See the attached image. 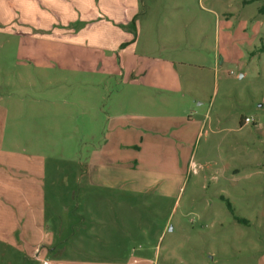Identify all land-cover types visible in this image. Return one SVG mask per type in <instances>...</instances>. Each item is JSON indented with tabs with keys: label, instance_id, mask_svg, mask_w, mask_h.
Wrapping results in <instances>:
<instances>
[{
	"label": "rangeland",
	"instance_id": "rangeland-1",
	"mask_svg": "<svg viewBox=\"0 0 264 264\" xmlns=\"http://www.w3.org/2000/svg\"><path fill=\"white\" fill-rule=\"evenodd\" d=\"M263 47L264 0H0V145L79 264H264Z\"/></svg>",
	"mask_w": 264,
	"mask_h": 264
},
{
	"label": "crops",
	"instance_id": "crops-1",
	"mask_svg": "<svg viewBox=\"0 0 264 264\" xmlns=\"http://www.w3.org/2000/svg\"><path fill=\"white\" fill-rule=\"evenodd\" d=\"M29 1L36 3L37 0ZM112 31L119 36L125 35L117 28ZM3 146L0 145V245L4 247L3 264H79V244L64 242L62 237L67 229L78 228L77 218L83 213L69 211L68 207L50 208L45 189V158L25 154L17 156L16 152L4 150ZM33 164H36L34 169L31 167ZM17 172L24 173L27 178L22 180L17 177ZM25 179L37 181L42 186L27 183ZM96 179L103 181L105 186L104 175L95 177L92 173L90 180ZM50 209L57 214L66 211L65 222L63 216H49ZM55 222L58 225H54ZM64 226H68L65 231ZM136 254L120 258L114 264H145L144 257Z\"/></svg>",
	"mask_w": 264,
	"mask_h": 264
},
{
	"label": "trees",
	"instance_id": "trees-1",
	"mask_svg": "<svg viewBox=\"0 0 264 264\" xmlns=\"http://www.w3.org/2000/svg\"><path fill=\"white\" fill-rule=\"evenodd\" d=\"M263 49V52H264V47L262 48ZM228 207H229V210L230 212L234 215V211L232 210L231 206L228 204ZM236 220L239 222V223H246V221L244 219H241V218H237L235 217Z\"/></svg>",
	"mask_w": 264,
	"mask_h": 264
},
{
	"label": "built area",
	"instance_id": "built-area-1",
	"mask_svg": "<svg viewBox=\"0 0 264 264\" xmlns=\"http://www.w3.org/2000/svg\"><path fill=\"white\" fill-rule=\"evenodd\" d=\"M251 122V120L248 118L247 120H246V124H249Z\"/></svg>",
	"mask_w": 264,
	"mask_h": 264
}]
</instances>
